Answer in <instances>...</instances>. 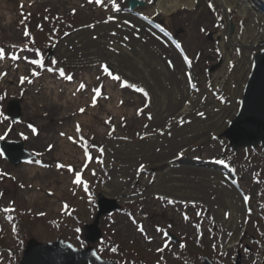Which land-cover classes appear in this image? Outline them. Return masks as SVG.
<instances>
[{"label": "rangeland", "instance_id": "1", "mask_svg": "<svg viewBox=\"0 0 264 264\" xmlns=\"http://www.w3.org/2000/svg\"><path fill=\"white\" fill-rule=\"evenodd\" d=\"M85 1L91 10L87 16H82L78 10L71 11L67 4L50 8L51 0H0V47L5 52L0 64L6 67L7 75L13 72L14 79L20 70L18 67L23 66L21 77H27L23 83L19 80L16 85L14 80L15 85L0 86V95L7 93L0 101V112L4 114L0 116V136L21 141L25 150L35 156L13 165L0 152V172L8 173L0 177V264H19L25 242L31 237L41 242L61 238L74 247H84L89 243L87 225L93 223L97 224L101 236L91 245L102 258L114 260L116 264H200L203 255H207L214 264H236L237 258L238 264H264V150L258 144L254 148L243 146L233 151L224 135L239 111L245 82L253 64L252 54L264 48V11L261 8L264 0H236L237 6L232 2L224 6L223 0H211L214 8H209V0H193L191 5L184 0L169 13L152 10L156 0H151V3L144 0L146 4L134 8V12L137 11L140 18L147 21L149 28L136 26L133 34L139 37L135 40L130 34L106 28L109 22L118 19L119 28L127 29L129 23L125 21L128 20L117 16L127 9L126 0H117L118 11L114 5L105 7L107 0L99 5ZM109 16L113 19L109 20ZM153 21L159 27L153 25ZM202 28L205 31H201ZM142 29L151 31L154 37L147 35L152 37L156 46L152 51H156L157 56L152 59L145 57L146 39L139 33ZM12 32L21 38L14 39ZM89 33L94 41H98V36H108L113 45L104 46L108 49L105 51L102 47L84 43L82 38ZM78 34L82 35L74 38ZM261 42L263 44L259 46ZM252 45L254 48H250ZM36 49H39L40 56H37ZM60 51H65L62 57L58 54ZM12 55L18 58L13 60ZM41 56L44 67L30 63ZM53 58L57 61L55 65L51 63ZM77 61L87 62L79 64ZM136 61L159 62L161 65L146 68L141 65L138 69L133 66ZM177 63L187 67L186 73H174L175 78L181 80L177 86L184 91L188 89V93L195 96L200 118L186 121L182 115L173 114L166 122L157 124L154 122L157 107L150 102L149 90L126 73L135 77L143 73L149 82H157L156 87H163L164 107L169 106L168 110H172L179 89L171 87L168 80L172 81L170 73ZM240 63H244L246 68L249 65V70L241 93L233 95L231 89L236 87L235 75ZM87 64H92V71L81 67ZM103 65L109 66L112 76L104 72ZM60 69L64 70V76L60 75ZM33 71L39 75H32ZM84 72L99 81L94 89L99 88L100 91H105L108 77L114 79L119 75L121 79H115L118 92L131 91L132 97H129L135 99L131 105L132 113L137 107L143 109L137 117L138 122L131 126L107 125L105 134L90 142L77 136V131L71 127L72 121L53 124L55 115L39 105L42 100H35L33 104L29 102L32 86L37 84L39 87L43 79L49 80V85L69 87L77 83ZM69 75L71 80L66 78ZM160 76L165 81H160ZM140 88L148 95L139 91ZM68 89L65 88L59 96L61 100L66 97ZM36 95L43 98L41 93ZM14 98L19 100L21 109V117L16 121L6 113L8 101ZM230 107L236 110L222 132L211 135L163 166L152 162V167L141 170L133 165L130 170L133 175L129 177L130 183L125 190L114 198L105 194V189L118 188L124 182L121 176L115 175L119 159L140 149L158 150L157 141L185 142L187 136L201 133L203 126L200 120L206 122ZM201 112L203 116L199 115ZM135 114L138 115L137 112ZM4 116L8 119L5 120ZM28 124H32L36 132L28 128ZM42 135H48L50 141L36 140ZM62 141L66 143L65 151H70L67 156L57 151ZM86 151L91 160L85 156ZM107 151L118 156H112L111 164L107 161ZM182 157V162L188 165L220 169L232 181L246 205L236 239L222 242L216 213L205 198L186 197L178 191L180 196L147 192V188L164 173L178 167L181 162L176 161ZM57 164L65 167L58 168ZM77 173L81 177L79 184L74 183ZM100 196L115 202L117 207L99 214ZM6 208L12 210L5 212ZM232 218V214L226 217L227 220ZM134 223L142 224L147 235H152L155 241L145 239ZM158 227L167 236L157 231ZM170 234L177 240H173ZM113 248L116 251H112ZM160 248L163 251H157Z\"/></svg>", "mask_w": 264, "mask_h": 264}, {"label": "bare ground", "instance_id": "2", "mask_svg": "<svg viewBox=\"0 0 264 264\" xmlns=\"http://www.w3.org/2000/svg\"><path fill=\"white\" fill-rule=\"evenodd\" d=\"M37 1L39 2V0ZM182 1L184 0H156L152 10H158L163 13H169L178 8ZM185 1L187 2V4L191 5L193 0ZM116 2L117 0H115V3ZM222 2V5L224 4V6L225 4H230L231 2L234 6H237L236 0H223ZM64 4H67L71 11L78 10L80 14H83L82 16H87L91 14V10H89L88 3L85 0H51L48 6L50 8L55 9ZM105 5H107L108 7L113 4L110 2V0H107L104 2V6ZM117 16L119 18H123L129 21L127 29L123 30L119 28L118 19L109 22L106 28L108 30L115 29L126 34H130V37H132L133 40L139 37L134 36L133 34L136 26L149 28L148 25H146L147 21L143 18H140V15L137 13V11L134 12V9H124L123 12L118 14ZM139 33L140 36L146 39V52L144 51L145 57L147 59H152L154 58V56H157L155 54L156 51L154 53L152 51L153 49L156 50V46H154L153 44V36L151 34V31L147 32L145 31V29H142L141 31H139ZM148 34L152 37L147 36ZM81 35L82 34H78L74 38ZM11 36L14 39L21 38V36L15 32H12ZM90 37V33L84 35L82 38L83 42L87 44H94L97 48L102 47V49H104V46L108 47L109 45H113L111 42H109L112 41V39L108 36H98L96 37L98 41H94V39H91ZM74 38H71V40L73 41ZM96 44H98V46ZM250 48H254V46L252 45ZM104 50L108 51L107 48ZM62 53L64 54L65 51L58 52L60 57H62ZM108 56H111L110 53H108ZM178 60L181 61L180 58H178ZM77 62H79L80 64V62L87 61ZM126 65L132 64L127 63ZM141 65L146 68L149 67V65L161 64L159 62L152 61H150L149 63L147 61H136V64H133V66L137 67L138 69H141ZM91 66L92 64H87L81 67L85 71L88 68L90 71H92L93 68L91 69ZM247 66L248 68H246L244 63H240L237 67V73L235 75V82H237V84L234 89H231L233 95L241 93L243 89V84L246 80L245 78L249 70V65ZM162 67H165V65L162 64ZM5 68L6 67H4V65L2 66V64H0V86L4 88L10 87V84H14V80H16L17 85V82L21 78V71L23 66L18 67V69L20 70L18 71V74L15 75L17 76L15 77L16 79L12 77V71L10 74L7 75V70ZM186 69L187 67H185V65H183L182 63L176 64L175 70H173V72L171 71L170 73L172 76V81L168 80V83L171 87L173 86V88H178L177 84L181 82L180 79L177 80L175 78L174 73H186ZM126 74L130 75L132 79L140 82L144 88H147L149 90L150 102L153 105L155 104V106L157 107V112L154 120V122H156L157 124L161 122H166L167 119L171 118L173 114L175 116L182 115L186 121H194L195 119L200 118V116L198 117L197 115V111L200 110L198 108V101L193 94L191 95L188 93V89L184 91L178 88L179 93L176 98V105L173 107L172 110H168L169 106L164 107L166 99L163 95V87H156L155 85H157V82H149L148 80H146V75L143 73L136 74V77L132 73ZM126 74L125 76H127ZM83 75L84 76H82L77 83H74L69 87H66L65 85H49V80L43 79V82L41 83L42 85H40L39 87H37V84L35 85V87L32 86L31 90H33V92L30 94V97H28L29 102H32L31 104H33L35 100H42L39 105L46 111L52 112L55 115V117L52 119L53 124H66L67 122L71 123L72 121V126H70L73 127L74 130H76V125L77 123H79L81 131L80 133L76 132L77 136H82L83 138L88 139L90 142H95L100 137H102L105 134L104 128L107 125H113L114 127H118V124H121L122 126H131L136 123V121L138 120L137 117L140 116L142 111H139L141 110L140 107L135 106L137 107L136 112L138 114L139 111V114L136 115V112L132 113L131 105L134 104L135 99H131L129 97H132V95H130L131 91H127L126 93H119L117 89L118 84L116 80L106 76L108 77V79L105 83V91H100V94L97 95L93 90L95 85L99 83V81H96V78H94L93 76L91 77L86 75L85 72ZM102 75L104 76L103 73ZM158 79H160V81H165L162 76H160ZM39 81H35L34 83ZM81 82H84L86 87L77 91ZM65 88L69 89L68 92H65L66 97L61 100L59 96H62V93L65 91ZM37 92L41 93V96L43 97H41L42 99H40L36 95ZM93 96H96V103H98V106H92ZM137 98H141V96ZM185 102L187 103L185 104ZM80 108H84L85 111L81 113L79 111ZM235 110V107L225 108L219 111L215 115V117L211 118L206 122L200 120V123L203 126L201 133H198L193 136H187V141L185 142L178 140L173 142L166 140L162 142L157 141L156 143H158L159 145L158 150L148 148L145 150L140 149L136 150L135 152H130L127 157L125 156L124 158L119 159L120 163L118 167H115V175L116 177L121 176L124 182L122 186H119L118 188L105 189V194L110 196L111 198H114L118 197L125 190V187L130 183L129 177L133 175L130 171L133 165L134 168H140L139 166L141 164L145 165V167H152V162H155V164L162 165L166 162L171 161L172 159H176V157H181L186 153L189 148H192L199 142L208 139V137H210L211 135L222 132V130L226 128L229 121L233 118ZM63 136L67 137V134ZM36 140L40 142H42L43 140L50 141V138L48 137V135H42L39 136ZM65 144L66 143L64 141L60 142V149H57L58 153L63 156H67L70 152L69 150L65 151V149H67L64 147ZM184 147L186 148L184 149ZM107 155V161L109 162V164H111V160L113 159L112 156L118 157L117 155L108 154V151ZM182 159L183 157L180 160L176 161L181 162L178 167L172 168L171 171L164 173V178L163 176L162 178H158L154 184L147 188V192L160 194L164 193L166 195L169 194L180 196L179 193H177L178 191L182 192V195L186 197L205 198V200L210 203L214 212L216 213V224L223 236L222 242L229 243L232 240L236 239L241 230V217L243 216L246 205L245 201L241 199L237 189L233 187L232 181L228 177H226L227 174L223 171H220V169L217 170L209 167L188 165L186 163H183ZM49 184L50 183H47V185ZM228 214L233 215L232 220L226 219ZM135 220L136 219H134L133 221ZM134 225L137 226L138 229L143 227L144 231L141 232L139 230V232L144 235L145 239L155 241V238L152 235H147L146 230L142 224L134 223Z\"/></svg>", "mask_w": 264, "mask_h": 264}, {"label": "water", "instance_id": "3", "mask_svg": "<svg viewBox=\"0 0 264 264\" xmlns=\"http://www.w3.org/2000/svg\"><path fill=\"white\" fill-rule=\"evenodd\" d=\"M144 4L143 0H127V9L133 10ZM261 8L264 11V4ZM6 113L15 121L21 117L18 99L8 101ZM224 135L233 151L242 146L254 148L258 144L264 150V48L254 56L252 68L243 89L239 111ZM0 152L13 165L35 158L34 154L25 150L19 140L0 139ZM116 207L115 202L99 197V214L109 212ZM87 232L89 243L81 248L74 247L61 238L41 242L31 237L25 243L19 264H116L114 260L103 259L91 245V242L101 236L97 224L87 225ZM170 236L173 240H177L172 234ZM235 263H239V258ZM201 264L214 263L207 255H203Z\"/></svg>", "mask_w": 264, "mask_h": 264}, {"label": "snow or ice", "instance_id": "4", "mask_svg": "<svg viewBox=\"0 0 264 264\" xmlns=\"http://www.w3.org/2000/svg\"><path fill=\"white\" fill-rule=\"evenodd\" d=\"M92 2H95L96 4L99 5V4L103 3V0H89V3H92ZM110 2L114 5L115 10L118 11V10H119V6L116 5L115 0H110ZM149 2L151 3V0H149ZM106 6H107V5H105V7H106ZM208 6H209V8H214V5L212 4L211 0H209V5H208ZM73 11H75V10H73ZM108 19H109V20H112L113 17H112V16H109ZM145 19H147V17H145ZM125 23H129V21H125ZM201 31H205V29L202 28ZM25 35H28V32H27V31H25ZM126 38H127V37H125V39H126ZM12 47H16V46H15V45H12ZM178 47H179V45H178ZM217 51H219V49H217ZM35 52H36L37 56H40L39 49H36ZM4 56H5L4 49H3L2 47H0V60L4 59ZM17 58H18V57L15 56V55H12V56H11V59H13V60H15V59H17ZM25 59H27V57H25ZM185 59H186V60L188 59L187 56H185ZM30 63H32V64H36V65H39V66H41V67H44V60H43L42 56H41L39 59H32V60L30 61ZM51 63H52L53 65H55V64L57 63V61L53 58V59L51 60ZM169 64H170V66H171V62H169ZM102 67H103V70H104L105 73H107L109 76H112V72L110 71V68H109L108 65H103ZM48 70H49V71H53L52 68H49ZM59 73H60L61 76H64V75H65L63 69H60V70H59ZM5 74H6V73H5ZM32 75H39V73L33 71V72H32ZM66 78H67L68 80H71V79H72V76L69 75V76H67ZM113 78L116 79V80H120V79H121V77H120L119 75H116V76H114ZM26 79H27V77H21V78H20L21 83H23ZM97 79L99 80V77H97ZM29 83H31L30 80H29ZM125 83H127V81H125ZM85 87H86L85 83H84V82H81V83L79 84V87H78L77 91H79V90H81V89H84ZM132 87H135V85H132ZM138 90L141 91V92H143L145 96L148 95V93L145 92L144 89L140 88V89H138ZM93 91H94L97 95L100 94V90H99V88L94 89ZM6 95H7V93H4L3 95H0V101L4 100L5 97H6ZM121 103H122V101H121ZM95 104H96V96H93V98H92V106H95ZM144 107H147V104H145ZM79 111H80L81 113H83V112L85 111V109H84V108H80ZM139 111H143V109H141V110H139ZM139 111H138V114H139ZM3 115H4L3 112H0V116H3ZM199 115L203 116L204 113L201 112V113H199ZM149 118L151 119V116H150V115H149ZM4 119L6 120V119H8V117H7V116H4ZM180 122H181V123L183 122V118H181V121H180ZM28 128L32 129L33 132H36V129H35V127H34L32 124H28ZM76 131H77V133H80V131H81V128H80L79 123H77V125H76ZM21 135H23V133H21ZM63 135H65V134H64V133H61V136H63ZM3 138H4V136H0V139H3ZM213 138L215 139V137H213ZM69 139L72 140L73 138H72V137H69ZM81 139L83 140V137H82V136H81ZM51 147H52V146L50 145V146H49V149H50V150H51ZM100 151H101V152L103 151V148H102V147L100 148ZM85 156L87 157L88 160H91V158H92L91 155H90L87 151L85 152ZM221 163H223V161H221ZM56 166H57L58 168H59V167H65V165H62V164H57ZM68 167L71 168V166H68ZM85 167H87V164H85ZM139 167H140L141 170H143V169L145 168V165L141 164ZM7 175H8V173L0 172V177L7 176ZM13 179H14V177H13ZM74 183H77V184L81 183V177H80V175H79L78 173L76 174V177H75ZM21 187H23V185H21ZM0 195H2V193H0ZM247 199H248V197H245V200H247ZM169 202L171 203V201H169ZM11 210H12V209H7V208L4 209L5 212L11 211ZM139 230H140L141 232L144 231L143 227H141ZM76 231L79 232L80 229L77 228ZM157 231L164 232V230H163V229H160L159 227L157 228ZM164 235L167 236V233L164 232ZM181 246L183 247V245H181ZM69 247H71V245H69ZM165 247H167V243H165ZM112 251H116V249L113 248ZM157 251H163V248L157 249Z\"/></svg>", "mask_w": 264, "mask_h": 264}]
</instances>
